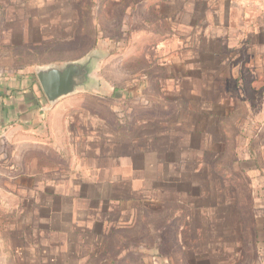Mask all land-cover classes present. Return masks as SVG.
<instances>
[{
  "label": "rangeland",
  "instance_id": "rangeland-1",
  "mask_svg": "<svg viewBox=\"0 0 264 264\" xmlns=\"http://www.w3.org/2000/svg\"><path fill=\"white\" fill-rule=\"evenodd\" d=\"M90 54L96 84L57 118L58 131L70 123L71 163L48 164L52 211L90 209L94 163L78 162L99 114L113 123L107 140L167 137L165 160L117 163L138 192L98 210L103 233L83 249L63 217L40 214L37 167L22 196L0 200V264H264V0H0V71L38 81L36 69Z\"/></svg>",
  "mask_w": 264,
  "mask_h": 264
},
{
  "label": "crops",
  "instance_id": "crops-1",
  "mask_svg": "<svg viewBox=\"0 0 264 264\" xmlns=\"http://www.w3.org/2000/svg\"><path fill=\"white\" fill-rule=\"evenodd\" d=\"M230 11L231 6H229V14ZM11 72L0 71V200L9 199L12 195H16L13 190H17L18 195L22 196V181L24 179L34 181L37 176L35 169L39 167L40 172L44 173L41 181V184H45V191L42 193L45 199L44 205L48 204L49 197L51 199L50 205L46 207L36 203L40 208V214H45L50 219L55 215L63 217L66 223H63L59 229L81 237L79 240L73 241L72 246L76 245L75 247L80 249L94 247L99 242L105 225L103 220L97 221L96 216L99 213L103 214L98 210L104 207L110 212L114 202H124L128 198L126 195L130 194V197L133 198V194L138 192L133 193L135 177L119 175L117 163H149L150 161L151 163H155L154 161L161 163L160 160L164 161L166 157L163 155L166 151V147H164L166 145L162 144L167 141V137L155 135L151 139H146L144 145L141 144L142 141L137 144L123 139L116 142L113 139L107 140L104 137L113 135V123H110V119L102 114L96 116L94 120L100 126V131H91L88 134L92 137L81 141L82 154H80L81 161L78 162L94 163L91 165L95 172L91 177L92 179L83 181L84 187L90 186L94 189L93 195L85 199L88 201L90 209H86L87 212L83 214L74 213L73 210L72 212L64 210L61 214H56L55 211H52L55 198L53 194H50L53 184L49 182L48 164L55 163V160L57 163H71L69 159L70 146L66 145L67 141L64 142L65 145L60 143L62 139L60 136L69 137L71 135L70 123L68 121L63 122L60 131H58L57 118L65 108L62 106L64 102H68L65 100H86V97L68 95L55 103H50L46 96L42 95L38 81L29 74V70ZM66 110L69 109L65 108V112H67ZM64 119L65 117L62 115L61 120ZM119 129L126 130L124 128ZM168 144L173 148L168 150V154L173 151L174 157L181 155L182 150L179 146L178 149L176 148L177 150L175 149L177 146L175 141L168 140ZM65 152L68 153V159L63 160V153ZM112 163H116L117 168L113 169ZM133 167L140 166L134 165ZM163 170L162 173L166 174L165 166ZM141 179L137 178V180ZM156 181L157 178L151 180L154 184ZM31 186L33 187L32 183ZM58 193L56 201L63 202V200L77 198L76 196L71 197L69 194ZM23 197L27 199L26 196ZM33 197L36 195L34 194ZM105 216L107 215L105 214ZM51 223L49 222L48 227L52 226ZM94 223L99 224V227L94 228ZM87 234L91 235L89 239H86ZM68 254L71 255L69 251ZM78 257H81V254ZM116 258L117 255H114L113 264L119 263ZM76 259L77 262L74 261L71 264H79L78 258Z\"/></svg>",
  "mask_w": 264,
  "mask_h": 264
},
{
  "label": "water",
  "instance_id": "water-1",
  "mask_svg": "<svg viewBox=\"0 0 264 264\" xmlns=\"http://www.w3.org/2000/svg\"><path fill=\"white\" fill-rule=\"evenodd\" d=\"M95 54L83 60L67 62L64 65H50L36 69L41 89L50 103L79 90H88L96 84L93 71L96 68Z\"/></svg>",
  "mask_w": 264,
  "mask_h": 264
}]
</instances>
